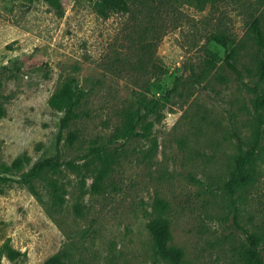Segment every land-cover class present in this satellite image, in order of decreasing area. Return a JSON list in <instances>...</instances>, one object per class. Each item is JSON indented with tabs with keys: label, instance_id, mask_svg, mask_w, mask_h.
Listing matches in <instances>:
<instances>
[{
	"label": "rangeland",
	"instance_id": "374dc122",
	"mask_svg": "<svg viewBox=\"0 0 264 264\" xmlns=\"http://www.w3.org/2000/svg\"><path fill=\"white\" fill-rule=\"evenodd\" d=\"M256 19L264 30V0H144L108 16L95 0H63L60 10L44 0H0V167L23 154L31 165L61 163L36 182L38 197L0 182V248L23 254L2 264H44L58 253L67 264H164L147 228L159 199L184 264H245L250 233L262 249ZM68 87L86 97L61 139L62 113L49 101ZM137 110L139 135L112 141ZM71 130L79 135L73 145ZM258 133L253 183L227 188L242 142L251 148ZM95 147L109 164L91 157Z\"/></svg>",
	"mask_w": 264,
	"mask_h": 264
},
{
	"label": "trees",
	"instance_id": "16d2710c",
	"mask_svg": "<svg viewBox=\"0 0 264 264\" xmlns=\"http://www.w3.org/2000/svg\"><path fill=\"white\" fill-rule=\"evenodd\" d=\"M57 10L62 9L63 0H44ZM137 2L143 3L144 0H95V7L98 12L103 16H108L112 12H129L133 5H137ZM252 31L254 32V37L260 50L264 51V30L261 27V22L256 19L252 25ZM234 55H230L228 58V64L234 67ZM257 76L261 83L264 82V56L258 62L257 66ZM86 97L83 91L79 90L75 92L71 87L65 88L60 92L54 94L49 103L50 106L57 111L62 113L60 118L59 127V137L62 139V135L65 130L69 129L72 124L80 118L79 108L82 104L83 99ZM255 104L257 109H264V91L257 94ZM148 107V106H146ZM140 118V112L129 111L125 115V120L123 125L116 130V132L111 137L112 141H121L131 139L138 134L137 118ZM260 117L262 113L260 112ZM153 128V122H148L144 128L148 136L149 132ZM260 134L255 138L252 147L245 149L244 146L247 143H243L239 148V154L236 158V166L231 174V179L227 183V188L231 190H237L241 188L248 187L254 181L256 174L255 160L257 152L259 149ZM79 138L76 131H70L67 136V141L70 145H73ZM103 148L95 147L92 149L91 157L97 156L106 164L110 163V158L104 157L101 154ZM71 167H79L76 164L69 163ZM87 166L90 162H87ZM28 166V169L25 167ZM61 163L53 158H47L44 160H39L33 165L26 154L17 157L12 161L11 164H3L0 169V182H15L26 186L34 195L39 196V192L36 186V182L41 179L46 173L53 172L57 173ZM105 170L104 174H106ZM3 174L18 175L19 179L4 177ZM49 195L52 197V204L57 205L62 202L60 187L56 181H50V192ZM168 210V203L165 200L159 199L156 203V216L147 223V228L152 235L154 243V251L156 255L160 258L161 262L164 264H184L185 251L182 248H177L171 245L173 239L171 221L168 217L164 215ZM248 244L244 252L245 264H264L263 251L264 247L261 249L260 245L262 243V238L254 233L247 235ZM23 254L14 249L9 244H5L0 248V264H2V258L7 256L9 260L16 261ZM66 253H58L48 259L44 264H67Z\"/></svg>",
	"mask_w": 264,
	"mask_h": 264
}]
</instances>
